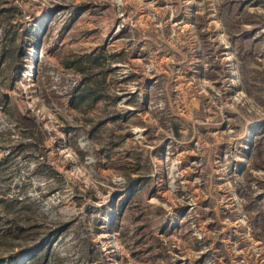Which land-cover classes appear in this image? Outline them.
I'll list each match as a JSON object with an SVG mask.
<instances>
[{
	"label": "rangeland",
	"instance_id": "1",
	"mask_svg": "<svg viewBox=\"0 0 264 264\" xmlns=\"http://www.w3.org/2000/svg\"><path fill=\"white\" fill-rule=\"evenodd\" d=\"M10 7L0 263L264 264V0Z\"/></svg>",
	"mask_w": 264,
	"mask_h": 264
},
{
	"label": "trees",
	"instance_id": "2",
	"mask_svg": "<svg viewBox=\"0 0 264 264\" xmlns=\"http://www.w3.org/2000/svg\"><path fill=\"white\" fill-rule=\"evenodd\" d=\"M11 10H13L12 7L5 8V9H0V16L4 15V12H7L5 15H9ZM90 57H91V55H86V56H84L82 58H84V60H85V62H87V64L88 63H90V64L91 63H100L101 64V60H99V58H101L100 56L94 57L92 59ZM82 58L77 61V63H79V67H82L81 66L82 65L81 61L83 60ZM90 64H89L88 68L87 67L80 68L81 71L84 73V79H83V83L81 84V88L78 89V94L76 95V98H74L75 100L76 99H78V100H76V102H73L74 100L72 101V105L74 107L80 106L90 96H92V101H91L92 103L97 101L101 97L100 94L95 95L94 89L92 88V86H93L94 82L97 83L98 81H100L102 83H105L106 79L105 78H101V80L94 81L92 79L94 75L87 73L88 70L91 68ZM173 125H174V128H175L176 132L178 133V128L179 127H178V125H177V123L175 121L173 122ZM251 155H252L251 153H248L247 154L248 158H250ZM148 179L149 178L145 177L143 179V182L148 180ZM128 194H131V190L128 191ZM245 210H246L247 215H249V219L250 218L252 219L251 221L253 222V226L256 227V228H261V231L259 230L257 235L258 236H260L261 234L264 235V210L259 211L258 213L255 214V216H251V208L250 207L246 206ZM40 247H41V244H37L36 243L35 245H32L31 247L28 248L29 250H27L26 252L21 254L19 259L21 260L24 255H26L29 252H31V253L35 252ZM19 259H16V257L12 256V260H8V262L5 263V264H21L20 263L21 261ZM45 261H46L45 258H43V264L46 263ZM0 264H4V263H0Z\"/></svg>",
	"mask_w": 264,
	"mask_h": 264
}]
</instances>
